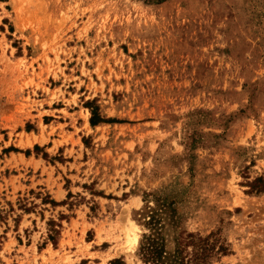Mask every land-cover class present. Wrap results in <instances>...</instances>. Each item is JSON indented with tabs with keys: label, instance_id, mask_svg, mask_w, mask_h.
<instances>
[{
	"label": "rangeland",
	"instance_id": "rangeland-1",
	"mask_svg": "<svg viewBox=\"0 0 264 264\" xmlns=\"http://www.w3.org/2000/svg\"><path fill=\"white\" fill-rule=\"evenodd\" d=\"M260 177L264 0H0V264H264Z\"/></svg>",
	"mask_w": 264,
	"mask_h": 264
},
{
	"label": "trees",
	"instance_id": "trees-1",
	"mask_svg": "<svg viewBox=\"0 0 264 264\" xmlns=\"http://www.w3.org/2000/svg\"><path fill=\"white\" fill-rule=\"evenodd\" d=\"M92 115L91 124L103 121L96 113L92 112ZM259 180L261 181L259 187H251L256 191H264V178L260 177ZM159 223V220L151 215L147 223L149 232L145 233L140 241L138 251L144 264H212L214 257L228 252L218 232H210L203 236L186 231L176 237L174 248L168 251ZM49 224L48 238L53 241L55 235L59 233L56 228L59 226L54 221H50ZM110 264H123V261L115 258L110 261Z\"/></svg>",
	"mask_w": 264,
	"mask_h": 264
},
{
	"label": "bare ground",
	"instance_id": "bare-ground-1",
	"mask_svg": "<svg viewBox=\"0 0 264 264\" xmlns=\"http://www.w3.org/2000/svg\"><path fill=\"white\" fill-rule=\"evenodd\" d=\"M139 242V235L134 232L133 237H132V247L135 248L136 245H138Z\"/></svg>",
	"mask_w": 264,
	"mask_h": 264
}]
</instances>
